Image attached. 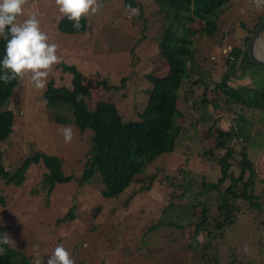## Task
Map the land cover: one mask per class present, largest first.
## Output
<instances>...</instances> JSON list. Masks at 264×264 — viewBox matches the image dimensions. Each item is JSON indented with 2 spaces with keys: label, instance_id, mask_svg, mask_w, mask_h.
<instances>
[{
  "label": "rangeland",
  "instance_id": "374dc122",
  "mask_svg": "<svg viewBox=\"0 0 264 264\" xmlns=\"http://www.w3.org/2000/svg\"><path fill=\"white\" fill-rule=\"evenodd\" d=\"M136 1L139 14L129 19L123 0H99L100 10L86 16V31L66 35L57 30L63 14L55 0H27L18 20L37 16L48 43L57 44L61 57V63L50 71L47 84L52 81L56 88L70 89L72 76L63 72L62 66H73L92 81L89 97L83 99L88 109L112 103L123 122L139 121L152 88L150 77L167 74L158 46L173 12L166 14V6L172 2L164 7L160 0ZM221 10L213 36L193 38L197 72L180 90L178 109L182 118L175 116L174 124L182 131L175 149L157 157L137 175V180L145 177L143 182H134L119 197L107 199L102 195L104 184L98 174L81 187L75 181L56 184L50 194L41 187L45 172L42 165L28 168L21 187L0 181L5 197V206L0 207V232L10 233L15 242L11 246L31 256L33 264L37 255L44 256L46 264L47 255L57 245L70 252L75 264H264L262 218L254 222L250 214H241L222 237L212 239L213 248L206 254L201 251L205 235L216 231L202 228L204 233L200 230L195 235L203 207L215 205L200 192L201 185L215 183L220 177L219 168L204 156L209 142L214 144L208 130L241 129L247 140L239 142L248 143L250 159L259 164L264 180V100L257 109L243 110L226 108L222 97L217 99L218 110L202 104L203 92L207 90L209 99L215 96L213 89L227 72V52L234 47L245 51V39L254 32L264 9L256 8L251 0H231ZM193 11H181L186 16L178 21L187 19V14L193 18ZM187 26L200 32L202 24L190 22ZM257 47L264 55V35ZM240 66L238 62L231 79L234 88L263 89L264 82L255 76L264 70L250 64L245 74ZM46 89H35L27 76L19 79L7 108L12 111L13 124L0 144L2 160L13 172L25 158L41 152L59 158L64 174L77 179L86 162L92 132L79 131L66 107L49 108L42 99ZM58 114L66 119L65 124L56 121ZM66 126L73 129L68 144L61 135ZM234 172L237 177L238 171ZM151 177L150 189L139 191ZM70 212L72 219L58 223ZM212 216L214 210L207 217ZM34 246H38V253L33 251Z\"/></svg>",
  "mask_w": 264,
  "mask_h": 264
},
{
  "label": "trees",
  "instance_id": "16d2710c",
  "mask_svg": "<svg viewBox=\"0 0 264 264\" xmlns=\"http://www.w3.org/2000/svg\"><path fill=\"white\" fill-rule=\"evenodd\" d=\"M230 1L193 0L191 4V0H160L164 7L172 2L170 6H166V14H168L167 11L173 12V19H170L169 25L163 28V35L158 46L160 57L167 67V74L150 77L152 88L149 91L146 106L139 115L140 120L137 122H123L116 106L112 103L101 108L95 106V109H88L83 99L89 97L92 81L86 79L75 67L62 66L63 72H68L72 76L70 89L56 88L50 81L42 99L46 101L49 108L66 107L71 111L74 124L79 131L90 130L92 132L90 149L82 174L77 179L73 175L64 174L62 161L59 158L41 152L25 158L13 172H9L2 160L0 149V181L5 185L21 187L25 182V173L28 168L42 165L45 172L42 175L41 187L43 191L50 194L56 184L75 181L78 187H81L95 174H98L104 184L102 195L107 199L119 197L134 182H143L145 177L137 180V175L157 157L172 153L175 149V142L182 131V127L175 125L174 121L175 116L182 118L178 109L180 90L184 82L197 72L194 51L191 49L193 38L198 35L212 37L217 29L216 20L221 14V9ZM123 2L125 8L129 4L134 8L138 7L136 0H123ZM191 8L194 10V17L191 18L187 14V19L178 21L186 16L181 11L189 13ZM263 16L264 12L258 18L255 28ZM190 22L202 24L200 32H195L188 27ZM81 24L80 29H74L64 17L58 22L57 30L66 35L81 34L87 29L86 16L81 18ZM248 39L246 38L245 42ZM5 44L6 41L0 39V59H3ZM238 62L246 74V66L251 63L243 49L234 47L227 52L225 65L227 72L223 74L219 84L213 89L215 96L209 99L207 90L203 92V106L210 105L218 110V97L224 99L228 109L230 106L242 110L257 109L262 103L264 87L261 90L246 88L244 91H238L232 85L231 79L234 78L235 71L238 69ZM260 69L264 70V68ZM19 79L8 84L0 81V144L12 131L13 114L7 108L10 106V99ZM101 82L106 88V83ZM124 83L125 80L121 79V86H124ZM197 83L203 84V81L198 80ZM114 89L117 90L118 87ZM250 94L253 98L249 96ZM55 119L59 124L67 122L60 114L56 115ZM241 119L239 117V120ZM208 133H211L214 144L211 146L209 142L210 147L204 151V156L208 162L214 163L219 168L220 177L215 183L204 182L201 185L200 192L209 199V202L215 203L214 207L212 204L203 207L202 216L196 224L195 235H198L200 230L204 233L202 228L206 231L213 228L216 231L215 234L209 231L205 235L204 244L201 247L204 254L213 248L212 239L222 237L226 228L234 224L241 214H250L254 222L262 218L261 223H264L263 176H260L259 164L257 166L250 159L248 143L239 142V139L247 140V137L243 136L241 129L216 132L208 130ZM235 170L239 173L237 177L234 175ZM152 182L151 177L148 185L142 186L139 191L150 189ZM2 206H5V197L0 192V207ZM213 210L214 216L209 219L207 216ZM72 218L73 215L70 212L58 223ZM3 247L6 253L0 255V264H33V258L21 250L11 245H3ZM202 259H204L203 255Z\"/></svg>",
  "mask_w": 264,
  "mask_h": 264
},
{
  "label": "clouds",
  "instance_id": "9594fccd",
  "mask_svg": "<svg viewBox=\"0 0 264 264\" xmlns=\"http://www.w3.org/2000/svg\"><path fill=\"white\" fill-rule=\"evenodd\" d=\"M27 0H0V39L6 41L3 59H0V81L8 84L17 78L29 77L31 85L38 90H44L50 71L54 65L61 63L57 55V44L48 43V37L39 27V19L32 15L22 22L23 6ZM258 9H264V0H251ZM62 15L66 17L74 29L82 27L81 18L89 13L96 14L101 4L99 0H55ZM129 19L139 14L137 8L126 5ZM46 103V101H44ZM66 144L73 139V129L66 126L61 129ZM10 233L0 232V255L6 253L3 245L14 244ZM33 251L38 253V246ZM244 251H247L245 246ZM46 264H75L70 252L62 245H57L54 251L47 255ZM44 256L37 255L35 264H45Z\"/></svg>",
  "mask_w": 264,
  "mask_h": 264
},
{
  "label": "water",
  "instance_id": "95a60500",
  "mask_svg": "<svg viewBox=\"0 0 264 264\" xmlns=\"http://www.w3.org/2000/svg\"><path fill=\"white\" fill-rule=\"evenodd\" d=\"M264 35V16L259 21L257 27L255 28L253 34L246 41L245 54L248 61L259 68H264V55L259 54L256 50L257 42Z\"/></svg>",
  "mask_w": 264,
  "mask_h": 264
},
{
  "label": "crops",
  "instance_id": "0c3cea01",
  "mask_svg": "<svg viewBox=\"0 0 264 264\" xmlns=\"http://www.w3.org/2000/svg\"><path fill=\"white\" fill-rule=\"evenodd\" d=\"M256 78H260L262 79V82H264V72L258 74L257 76H255Z\"/></svg>",
  "mask_w": 264,
  "mask_h": 264
},
{
  "label": "bare ground",
  "instance_id": "6f19581e",
  "mask_svg": "<svg viewBox=\"0 0 264 264\" xmlns=\"http://www.w3.org/2000/svg\"><path fill=\"white\" fill-rule=\"evenodd\" d=\"M257 43H259V41L257 42ZM256 50L259 52V49H258V47L256 46ZM259 54H260V52H259ZM262 55V54H261Z\"/></svg>",
  "mask_w": 264,
  "mask_h": 264
}]
</instances>
